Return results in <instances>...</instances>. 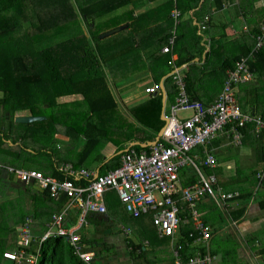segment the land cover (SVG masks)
<instances>
[{
  "label": "trees",
  "instance_id": "1",
  "mask_svg": "<svg viewBox=\"0 0 264 264\" xmlns=\"http://www.w3.org/2000/svg\"><path fill=\"white\" fill-rule=\"evenodd\" d=\"M143 1L145 0H0L1 152L8 151V147L3 146L5 144L3 139L9 136L10 130L15 133L16 137H26L28 132L22 134L23 131L19 126L29 125L30 127L25 130L28 131L32 130L34 125L46 123L48 109L55 107V112L61 117L66 116V113H74V109L71 110L69 107L77 103L76 100H70V106L61 107V104L56 103V97L65 95L80 96L94 118L97 119L98 116L102 121L112 120L113 114L111 111L115 107V102L108 91L107 77L102 66L105 63L104 61L110 59V56L106 51L101 54L98 46L91 44V41H98L100 38V33L94 34L92 29L98 25H105V22L114 19V17L106 19V16L109 17L108 15L118 16L123 14L126 17L130 12L129 7L131 4L135 6V4ZM199 1L175 0V6L183 13L198 7ZM172 3L174 6L173 0ZM191 22L192 19L189 17L181 20L178 24L175 35V49L173 50L177 53V58L173 61L171 56L167 54L164 63L169 71L174 66L178 67L186 63L185 70L181 75L189 96L197 98L194 95V90H196L198 82H201L200 80L204 74H212L216 69L206 72L203 66V63L208 60L210 52H206L205 56L200 54L197 62L193 61L196 55L190 50L184 58L179 53L181 42L186 36H193V43H198V36L195 31L197 28ZM120 24L117 25L124 26V29L128 26L127 24ZM262 26H264V12L260 14L259 19H255L250 33L243 36L244 43L243 46L239 47L240 50L236 54L220 60L218 69L222 71V75L209 82L210 85L222 87L226 70L233 68L235 61L240 56L253 50L254 38L261 33ZM83 29H86L87 32ZM170 34L171 32L167 31L165 38ZM113 52L118 53L117 50ZM203 56L204 58H202ZM116 57H124V55L120 54ZM152 60H154V57H152ZM117 61L121 62L122 60L117 59ZM248 66L254 75V80L239 86L236 100L244 114L259 115L264 120V44L254 52L253 59L249 61ZM61 85L64 89L60 87ZM172 86L176 91L173 84ZM209 88L211 87H206V89ZM41 92L43 93L41 94ZM36 93L40 94L37 96ZM21 109H28L35 116H45L44 121L15 122L13 115L16 110ZM160 111V94L130 108L129 113L135 121L123 116L129 125L128 127L125 125L129 132L128 138L132 136L134 130L140 129V126H142L150 131L149 139H152L164 124V121L160 118ZM138 112H141L140 116ZM4 120L8 122L6 127L3 124ZM153 121L154 124L151 123ZM64 125V132L70 139L80 137V133H83L86 140H90L89 138L92 136L96 144L107 135L106 131L98 129L90 122L83 126L80 119L76 117L65 120ZM12 126H14V129ZM87 128L89 129L86 133ZM240 130L242 132V142L248 141L255 146L260 153V156H257L258 159L260 158L264 162V129L256 131L254 123L249 122ZM121 131L124 130L121 129ZM136 149L140 150L142 148L137 146ZM20 150L21 152H16V158L21 157L23 151L27 152L24 149ZM198 152L202 154L201 151ZM119 156L120 154H117L113 157ZM203 169L206 173L213 172L216 174L219 187L221 185L226 190L232 189L229 186L231 180L221 175V166L218 165L214 168L203 166ZM2 172H4L3 168L0 167V178H4L1 175ZM255 173L257 174V171L254 169L252 176ZM196 179L197 174L195 173L190 180L184 181V185L192 184ZM263 184L264 180L258 183V179H255L252 185L261 189ZM252 192L253 189L241 190V203L231 211L234 218L240 217L244 213L247 203L250 202ZM46 201L51 202L47 196L36 201L34 213L38 219L42 217L40 210L50 213L56 208V205L52 207V204L48 205ZM179 203L182 208L185 207L183 202ZM260 207L264 209V199L260 201ZM56 209H59V205ZM182 215H184V209ZM3 221L2 217L0 219V264H7L3 262L4 260L10 261V264H16L3 257V252L7 250L6 247L14 248V246H10L11 241L8 237L11 230ZM180 229L181 236L178 242L182 244L180 251L182 259L185 261L193 252V248L190 246L191 243L200 240L188 236L190 232H194L192 224L180 225ZM29 233L30 236H28L29 239L26 243L22 241L23 238L17 247L15 243L17 252L22 255L21 264H87L74 253L73 246L64 238L54 237L40 243L37 234L33 230ZM163 240L168 242L169 239ZM203 254L202 251L201 256ZM216 254L210 251V256L213 257L211 264H216V260H219ZM30 256H33V261L27 260ZM139 258V261H142L141 257ZM149 264H156V261H151ZM218 264H220L219 261Z\"/></svg>",
  "mask_w": 264,
  "mask_h": 264
},
{
  "label": "crops",
  "instance_id": "2",
  "mask_svg": "<svg viewBox=\"0 0 264 264\" xmlns=\"http://www.w3.org/2000/svg\"><path fill=\"white\" fill-rule=\"evenodd\" d=\"M190 12L191 13L189 16L182 17L181 15L179 23L181 19L185 20L190 17L192 19L191 23L195 25L197 28L195 30L196 35L204 31L205 38L202 41V44L208 45V47H206V52H210L212 45L216 46L215 48L216 50L231 49V50L239 51L240 50L239 47L243 46V43H244L243 36L246 33H250L251 27L255 19H259L260 14L264 12V0H200L198 3V7L191 9ZM205 17H207V20H205ZM201 22H204L206 27L200 30L199 29L200 27L198 24H200ZM240 24H242V31L238 33L237 30L234 28V26H240ZM176 33H177V28H175V35ZM259 35L260 34L256 35L254 38L255 44H256V38ZM100 38H103V37H100ZM229 39L233 40V42H231V45H227L228 44L227 42L229 41ZM189 44L190 43L187 42L186 40L182 41L181 43V46H180L181 48H180L179 53L182 55L183 58L190 52L189 49L187 50V45ZM163 46L164 45H162V47ZM174 47H175V44L173 48L171 49V51L168 53H162L160 49L159 56H161L162 58H161V62L159 63L151 61V58H150L151 51H148L149 52V55H148L149 57L147 56L148 62L140 70L130 71L129 69L126 68L125 61H121V62L119 61L112 62L111 60L104 61L105 63H103L102 66L105 72L104 74L107 77V88L109 89L108 91L110 92L115 102V107L111 111L113 114V116L111 117L112 120H109V121L99 120L103 122V124L99 126L100 125L99 122L97 123L98 120L94 118L93 120H91L90 124L96 126L100 130L102 129L106 131V133L109 132V135L111 132H113L112 136L107 139V141L105 142L103 146H99V145L101 144L102 139L108 135L103 137L100 140V142L98 141V143L96 144H95V139L92 136L89 138L90 140H86L85 137H83L84 143L78 153L73 154V156L70 158H67L64 155V153L62 154L63 157L61 158H59L60 156L59 157L55 156L52 158L51 162L50 161L47 162L49 168L41 166L37 170L41 171L45 175L61 180L63 176L58 171V167L65 163H71L76 167H83L92 172L103 174L115 168L116 166H119L121 155L128 149L132 148V149L137 150L136 147L138 146L142 149L137 150V151H142V150L149 151L150 148L156 142L162 139L160 135L158 140H156V142L152 144V142L155 141L158 135V132L161 128L156 132V134L154 135L152 139H149L150 131L140 126V129L134 130V133L132 134V136L128 138L129 132L127 130V127L129 125L127 121L123 118V116L135 121L129 113L130 108L136 105H139L141 103H144L146 100L153 98L154 96L159 95V94L161 95L160 118L162 119V116L168 117L170 115V106L174 103L175 96H176L175 94L176 91L174 90L172 86V84L174 85V83L170 75L175 70L183 74L186 63H183L178 67L174 66L169 71L168 74L167 73L165 74L163 72H160L159 74H154L153 70L154 68H158V66L164 65L163 62L166 59L167 54L171 56L173 61L177 58V53L173 52V50L175 49ZM224 52L227 53V51H224ZM205 53H201V56L202 55L205 56ZM193 61L195 62L199 61V57L198 56L194 57ZM113 65L115 67L121 66L122 67L121 72L119 70H114V72H112L111 74V69ZM106 67H108V70L105 69ZM127 67L132 68L131 66H127ZM228 70H226L225 75L227 74ZM166 76L169 77V80L167 81L165 80ZM253 80H254V75H253L252 80L247 81V82H251ZM247 82H244V83H247ZM109 83H112V86L109 87ZM155 83L160 84V90L152 95L146 93L145 88ZM244 83H240L235 86L234 93L236 97L238 94L239 86L243 85ZM198 85H200L201 88H196V90H194L195 91L194 95L197 97L195 99H199L205 103L212 102L214 99H216V97L218 96V94L220 93L222 89L221 86H218L217 89H214V88L206 89V87H202L201 82H198ZM0 95H1V91H0ZM68 97L72 98V95ZM119 99L121 100V103L117 102V100ZM128 103H129V106H127ZM54 108L55 107L48 109V112H47L48 119L45 122L46 124L49 123V125L52 126V133L54 132L53 134L54 136L59 135L62 141H66L70 139V137L67 136V134L64 132L65 131L64 121L67 120V118L66 116L64 117L59 116L55 112V110L52 111V109ZM140 113L138 112L139 116H140ZM25 115H32V114L29 112L28 109H21V110H16L13 117L15 118L16 116H25ZM43 117L45 118V116ZM93 121H95L96 123ZM104 122H107V123H104ZM18 123H21V122H18ZM151 123L154 124V121ZM12 128L14 129V126H12ZM121 129H123L124 131H121ZM12 132L13 131L10 130V133L8 134L9 136L3 139L5 143L3 146L8 147L10 150L11 149L14 150L15 149L14 146L18 145L20 146V148L19 150L15 149L16 151L21 152L20 149L26 150L22 144L19 145L16 142V140L13 139V136L16 137V135L15 133H12ZM228 143L229 142L227 141V137L225 135H221L211 140L205 146L198 145L194 147L193 150L191 151V154L197 155L198 159L202 160L204 158V152L211 151L217 158L216 166L218 165L221 166L218 153L220 152L221 148L228 145ZM244 143L250 144L248 141H243L241 142L240 146L243 145ZM229 145L231 144L229 143ZM250 145L253 146L252 144ZM198 151H201L202 154H200ZM117 154H120V156L113 157ZM247 155L249 156L246 159V161L250 160L249 162H255L256 160H258L256 157L260 156V153L258 151L255 154H253L252 152H249ZM203 166L208 167V166H205L204 164H201L200 168L203 171H204ZM186 167H190L191 170L188 169L187 172L186 171L184 172L183 168L185 167L180 168L179 170V177H180L182 185H184L185 180H190V178L193 177V175H195L196 173V171L191 166H186ZM214 167H208V168H214ZM13 168L28 170V169H25L23 165H20V164L16 165ZM42 168L45 169L47 172H45ZM255 170L257 171V173L259 172L258 169H255ZM3 171L4 172H2L1 175L4 176V178L1 177L0 181L3 182V184L7 187L6 189L0 188V194L3 196L7 193V192L4 193L5 190L9 189L7 191L11 192L13 191L12 188H15L16 190H21V192L23 194H26L27 197L29 196L31 200L30 213L31 212L33 213L27 214L23 218H18L15 221L13 220L11 224L7 225L9 230H11L12 232L16 234V240H17L16 247L18 244L20 245V240H22V236H24L25 234L27 236H30L29 232L32 230L35 234H37V239L40 243L48 239L54 238L55 236L51 234L48 235L47 237H44V235L48 231L47 230L48 226L53 224V219H52L53 216L61 215L63 212H65V215H63L61 224L60 225L56 224V231H57V228L59 227H65V229L73 228L72 232L79 236L78 244L82 247V251H90L93 253L91 264H98L97 254L100 252V249H95L96 247H98L97 245L88 243L80 231L83 228H85L87 225L91 226L93 221L96 223L98 230L103 231V233L106 232V229H111V227H106L108 225L113 224V216L111 214L112 211H111L110 206L113 204L116 198L118 201H120L115 191L110 190L106 192L104 195V203L106 205V212L102 214L93 213V212L89 213L86 216L85 222H78V210L76 209L75 206L68 205L69 199L67 197H65L62 194L57 195L55 197H51L47 189L41 188L40 186L34 183L21 182L12 172H9L8 170L4 168H3ZM210 173H213V172H209L207 174H210ZM243 179L247 180L248 178L247 176H245ZM253 179L254 181L255 179H258L256 173L255 175H253ZM261 181L258 180V183H260ZM10 183L17 184V186L10 187L9 186ZM247 186L248 188L241 189V190L253 189L250 202L247 203L244 213L240 217L234 218L231 211L235 209L237 206H239V204L241 203V200H240L241 190L239 188L238 189L232 188V189L226 190L220 185L219 188L223 192H232L234 194L233 197L229 199L227 198L223 201L222 205H225L224 206L225 208L223 207L224 211L222 212V215H220L221 218L222 216L230 218L232 225L229 228H224V231H223V228H222L223 226L219 222L216 225H214L213 223H208L205 219L203 220L200 219L202 223H204L206 226L209 227L211 236L208 240H200V246H199L198 251H196V248H197L195 244L196 242L195 243L192 242L190 245L193 248V252L191 253V256H193L194 254L202 253V251L208 254H210V251L213 252V246H212L213 239L221 231V232H224L226 237L231 236L232 238H234V236L235 238H238L240 234L242 235L246 234L247 237L251 239V241L246 240L247 241L246 247L250 251L243 254L245 260H247L248 264L249 262H251V264H264V261L261 260L262 256H264V247H258L260 245V241L254 237L255 233L257 231L262 230L263 229L262 226H264V209L260 207V201L264 199V194H261L260 191H258L259 189L258 186H256L255 188V186L253 187L251 183L248 184ZM263 188H264V184L261 189ZM45 196H47V198L51 200V202L46 201L48 202V205L51 203L52 207L56 205V208L59 205V209L55 208L56 210L54 209L50 213L47 211L40 210V212L42 213V217L41 219H38L36 214L34 213V206L37 203L36 202L37 200L39 201L42 199V197H45ZM257 197L259 198L257 199ZM105 198H107V203H106ZM27 200L29 199L27 198ZM209 201H213V200L208 197H203L196 203V205L198 206L204 205V203L206 204ZM196 205H195V208H196ZM220 209L222 210V207H220ZM207 212L208 211L205 210L204 215H206ZM184 213L185 215H187L189 219V222L185 223L184 226L188 224L193 225V219L191 218L187 208L185 207H184ZM199 214L200 213L198 212V215ZM143 216H149V220L152 223V219L150 215H142V216L134 217V218L141 222H144L143 219L145 217ZM1 218L2 216L0 215V219ZM180 230L173 237H165V236H159L156 228L154 227L151 231L148 232V236L142 235L144 239L143 241L139 243H133L132 241L128 239V237H126L125 246H126L128 256L125 257L123 254L115 253L113 254V259H112L111 264H119V263H116V261L124 260V258H125L126 264H146V263L149 264L151 261H156V264H174L175 262L174 249L176 248V244H180L182 248V244L178 242L179 241L178 239L181 236ZM121 231L123 232V229ZM152 233L157 236L156 239L153 237H150V236H153ZM163 239H169L168 243L166 244L165 243L166 240H163ZM106 240L108 241V238H106ZM109 242H113V240H109ZM160 242H163L161 243V245L163 246L160 245ZM10 243H11L10 246H14V248L6 247V249L9 251H17L13 242L11 241ZM152 244L153 245L157 244V247L153 250H150L152 251V253H150V256L147 257V254H146L147 246L152 245ZM140 248H142V250H140ZM169 248H171L170 256L166 252L167 256L163 257L161 253L164 250L168 251ZM240 251L245 252L243 248H241ZM217 254L216 256L218 257ZM229 256H231V252L229 249L225 248L223 252L219 254V260H216V264H218V261L221 264L223 261L229 260ZM139 257H141L142 261H139L140 260ZM181 260L183 264H186L187 259L184 261L182 259V254H181ZM13 262L16 264H21L22 260L19 262H16V261H13Z\"/></svg>",
  "mask_w": 264,
  "mask_h": 264
},
{
  "label": "built area",
  "instance_id": "3",
  "mask_svg": "<svg viewBox=\"0 0 264 264\" xmlns=\"http://www.w3.org/2000/svg\"><path fill=\"white\" fill-rule=\"evenodd\" d=\"M181 16L180 10L174 6L170 11L173 20V29L167 42L161 48L162 53L171 51L175 44V28ZM207 20V17H205ZM199 29L206 27L201 22ZM256 38L253 50L240 56L233 68L227 71L223 80L222 89L216 99L204 103L199 99L191 98L186 91V85L181 73L173 71L171 79L175 85L176 96L170 106L168 122L161 133V140L156 142L149 151L128 149L121 155L120 165L103 174L92 172L83 167H76L65 163L58 167L62 174L61 180L45 175L37 170H23L7 167L9 172L24 183H34L47 189L51 197L64 195L69 199V206L78 210V222H85L89 213L102 214L106 212L104 195L113 190L117 194L126 212L133 217L150 215L152 223L159 236L173 237L180 230L181 222H189L187 215H182L183 209L179 202H183L193 219L194 232L189 237L195 240H208L211 232L208 226L198 219L196 203L203 197L212 199L219 207H224L223 201L233 197L232 192H223L218 186L215 174L205 173L200 165L214 167L217 158L211 151L204 152V158L198 159L192 155L194 147L205 146L211 140L225 135L227 141L233 146L242 142L240 128L252 122L256 131L264 129V120L259 115L244 114L236 100L234 88L240 83L252 80L253 73L248 63L253 59L254 52L264 43V26ZM171 63V61H170ZM160 90V84L147 86L145 92L155 94ZM178 111H190L189 117L177 118ZM228 143V144H229ZM191 166L197 174V180L188 185H182L179 170ZM259 181L264 179V169L257 173ZM61 215L53 216V226H48L44 237L57 234L66 238L82 261L91 264L93 253L82 251L78 244L79 236L72 232L73 228L59 227L63 219ZM54 228V229H52ZM28 236L25 234L23 242ZM181 245L176 244L174 249V264H183L181 260ZM5 259L19 262L22 255L17 251L3 252ZM212 256L205 253L189 256L186 264H211ZM33 256L27 260L33 261Z\"/></svg>",
  "mask_w": 264,
  "mask_h": 264
},
{
  "label": "rangeland",
  "instance_id": "4",
  "mask_svg": "<svg viewBox=\"0 0 264 264\" xmlns=\"http://www.w3.org/2000/svg\"><path fill=\"white\" fill-rule=\"evenodd\" d=\"M173 1L175 6V0ZM174 6L172 0H145L139 4H135V6L131 4L129 7L130 12L126 17L123 14H119L118 16L120 17H118L117 15H108L109 17L106 16V19L110 17H114V19L105 22V25H98L97 27H94L95 29H92V33L96 34L97 32H99L100 36L105 32L112 31L118 28V23H121L120 25L127 24V28L124 29V26H122L121 30L106 35L103 38H99L98 41H91V44H96L101 54L103 51H106V53H108L110 56L109 60H111L112 62L117 61V59L125 61L126 68L130 71L140 70L147 64V56L149 55L148 51H151V61L159 63L161 62L162 58L161 56H159L160 49L162 45L167 42L166 38L168 39L169 37L168 36L165 38V34L167 31L171 32L173 28V20L170 17L169 13L171 8ZM190 13V10H187L183 13L181 12V15L182 17L189 16ZM234 28L238 33H240L242 31V24H240V26H234ZM83 31L87 32L86 29H83ZM197 36L198 43L196 44L193 43V36H186L183 41L186 40L190 43L189 45H187V50L189 49L196 56H199L201 53L206 52V47H208V45L202 44V41L205 38L204 31L197 34ZM231 42H233V40L229 39L227 45H231ZM116 46H119L121 49H118ZM215 48L216 46L212 45L208 60L203 63V66L205 67L206 72H210L211 69H216V71H214V73L212 74H204L200 80L202 87H211V89L218 88L217 85L212 86L209 84V82H212L216 77L222 75V71H219L218 69L220 60L227 56L234 55L238 52L231 49L216 50ZM114 50H117L118 53H114ZM224 51H227V53H225ZM120 54L124 55V57H116ZM152 54L155 55L153 56ZM152 57H154V60H152ZM163 64L165 68L163 66H158V68H154L153 73L159 74L160 72H163L165 74H168L169 70H167V65L164 62ZM127 66H131L132 68ZM121 68V66L115 67L113 65L111 74L112 72H114V70H119L121 72ZM105 69L108 70V67H106ZM165 80H169V78H166ZM110 86H112V83H109V87ZM60 87L64 89L63 85H61ZM196 88H201V86L197 85ZM42 93L43 92H41V94ZM39 94L40 93H36L35 95L38 96ZM72 99L77 101V103L72 104V107H69L71 110L74 109V113H66V118L70 120L71 118L76 117L80 119V121H82L83 126H86V123L91 122V120L94 119V116L91 115L86 103L82 101L80 96L72 95V98L68 97V95L60 96L56 98V103L61 104V107L70 106L69 102ZM117 102L121 103V100L119 99L117 100ZM127 106H129V103L127 104ZM53 110L54 109H52V111ZM190 115V111H178L176 117L184 118L189 117ZM97 120H100L98 116ZM3 124L4 127L8 126L7 120H4ZM99 124V126H101L103 122L99 121ZM40 125H34V129L32 128V130L28 131L25 130L30 127L29 125H18L23 131L22 134L24 132H28L27 136H13V139H15L19 145L22 144L27 152L25 153L23 151L22 156L16 158V150H19L20 148V146L18 145L14 146L16 150H10L9 148H7L8 151L6 150L5 153H2L0 151L1 167L8 170L7 167H15L16 165L20 164L28 170H37L41 166L49 168L47 162H51L53 157L60 156L59 158H61L63 157L62 154L64 153L67 158H70L73 156V154H76L80 151L84 143L83 133H80V137L62 141L59 135H53L54 132L52 133V126H50L49 123H40ZM88 129L89 128L86 129V133L88 132ZM112 133L113 132H111L109 135V132H107L108 136L102 139L99 146H103L107 139L112 136ZM257 151L258 149L255 148V146H251L247 143H244L243 145L238 147L228 144L221 148L220 152L218 153L221 165V175L231 180V184L229 185L231 188L245 189L248 188V184L254 183L252 171L254 169H258L259 171L263 170L264 162L261 161L260 158L258 159V157H256L258 160H256L255 162H249L250 160L246 161V159L249 156L247 155L249 152L255 154ZM188 169L191 170L190 167L183 168L184 172H187ZM43 170L47 172L45 169ZM245 176H247V180L243 179ZM9 186L15 187L17 186V184L10 183ZM6 187L7 186H5L3 182L0 181V188L6 189ZM12 189L13 191L11 192L7 191L9 189L5 190L4 193H7L3 196L0 194V215L3 217V223L6 225L11 224L13 220L15 221L18 218H23L25 215L33 213H30V197H27L26 194H23L21 190H16L15 188ZM259 191L261 194H264V188L260 189ZM27 198L29 200H27ZM258 198L259 197H257V199ZM105 200L107 203V198H105ZM110 207L112 211L111 214L113 216V224L106 227H111L112 230L105 228L106 232L103 233V231L98 230L96 223L93 221L91 226L87 225L80 231L88 243L97 245L98 247L94 248L100 249V252L97 254L98 264H111L113 254L115 253L123 254L125 257H127L128 254L125 246L126 237H128V239L133 243H139L144 239L142 235L148 236V232L154 228L153 223H151V221L149 220V216H143L145 217L143 219L144 222L135 219L131 214L125 211L122 203L118 201L117 198L114 200L113 204ZM224 208L222 207L221 210L214 201H209L208 203H204V205L200 206L196 205V209L200 213L197 218L201 220L205 219L208 223H213L214 225L219 222L223 226L222 228L224 231V228H229L232 225L230 218L224 216H222L221 218L220 216L222 215ZM205 210L208 211L206 215H204ZM181 225H185V223L182 221ZM262 228V230L257 231L254 235V237L260 241V245L258 247H264V226H262ZM122 229L123 232L121 231ZM9 235L8 237H10L11 241L15 245V243L17 242L16 234L10 231ZM150 237H153L155 239L157 238V236L154 234ZM22 238H24V236H22ZM106 238H108V241L106 240ZM109 240H113V242H109ZM246 240L251 241V239H249L246 234H240L238 238H235V236L234 238H232L231 236L226 237L224 232L220 231V233L213 239L212 242L213 253L221 254L223 250L227 248L230 250L231 256H229V260H226L223 264H248L247 260H245L243 256L244 253L250 251L246 247ZM195 242L194 243L197 247L196 251H198L200 241ZM165 243L167 244L168 242ZM156 247L157 244L147 246V257L150 256V253H152V251L150 250H153ZM241 248H243L245 252H241ZM166 252L170 256L171 248H169L168 251L164 250L161 255L163 257H166ZM219 254H217L218 257ZM198 255L201 256V253H199ZM261 260L264 261V256H262ZM3 262L7 264L11 263L10 261L5 260ZM116 263L126 264L125 258L124 260L116 261ZM249 264H251V262H249Z\"/></svg>",
  "mask_w": 264,
  "mask_h": 264
},
{
  "label": "water",
  "instance_id": "5",
  "mask_svg": "<svg viewBox=\"0 0 264 264\" xmlns=\"http://www.w3.org/2000/svg\"><path fill=\"white\" fill-rule=\"evenodd\" d=\"M120 29H121V26H119L118 28H116V29H114V30H112V31H108V32H105V33L101 34L100 37H105L106 35H109V34H111V33H114V32H116V31H118V30H120ZM43 118H44L43 116L25 115V116H16V117L14 118V120H15L16 122L29 123V122H33V121L42 120ZM162 119L164 120L165 124H164V125L161 127V129L159 130L158 135H157L155 141L152 142V144H154V143L156 142V140H158V138H159V136L161 135V132H162L164 126H165V125L167 124V122H168V117H166V116H162Z\"/></svg>",
  "mask_w": 264,
  "mask_h": 264
},
{
  "label": "clouds",
  "instance_id": "6",
  "mask_svg": "<svg viewBox=\"0 0 264 264\" xmlns=\"http://www.w3.org/2000/svg\"><path fill=\"white\" fill-rule=\"evenodd\" d=\"M264 44V43H263ZM203 58V57H202ZM48 230V229H47ZM49 231V230H48ZM51 235H53V236H55V237H57V236H59V237H62V236H60V235H57L56 236V234H51ZM62 238H64V237H62ZM68 243H69V241L66 239V238H64ZM70 244V243H69Z\"/></svg>",
  "mask_w": 264,
  "mask_h": 264
}]
</instances>
